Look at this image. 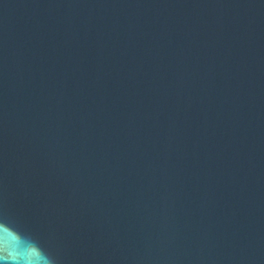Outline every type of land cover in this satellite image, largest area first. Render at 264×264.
Here are the masks:
<instances>
[{
  "label": "water",
  "instance_id": "1",
  "mask_svg": "<svg viewBox=\"0 0 264 264\" xmlns=\"http://www.w3.org/2000/svg\"><path fill=\"white\" fill-rule=\"evenodd\" d=\"M0 264H264V0H0Z\"/></svg>",
  "mask_w": 264,
  "mask_h": 264
}]
</instances>
